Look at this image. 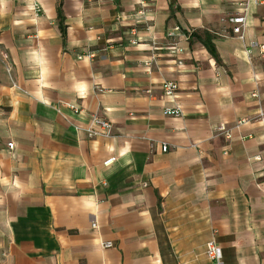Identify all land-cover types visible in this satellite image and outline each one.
<instances>
[{"label":"crops","instance_id":"0c3cea01","mask_svg":"<svg viewBox=\"0 0 264 264\" xmlns=\"http://www.w3.org/2000/svg\"><path fill=\"white\" fill-rule=\"evenodd\" d=\"M139 1L0 0V264H264V0Z\"/></svg>","mask_w":264,"mask_h":264},{"label":"built area","instance_id":"2783aa9c","mask_svg":"<svg viewBox=\"0 0 264 264\" xmlns=\"http://www.w3.org/2000/svg\"><path fill=\"white\" fill-rule=\"evenodd\" d=\"M149 0H140L139 1V6L140 11H138V14H143L144 9L148 6ZM35 10L37 12L40 11V8L38 4L35 6ZM248 7V1L247 4L245 5V9L243 12L238 14L237 16H233L232 18L229 19V23L232 25V33L236 35L238 38L243 39V33L244 29L246 28V10ZM179 30L176 29H170L166 32V36L169 39H174L175 35H177V32ZM131 34L135 35V29H131ZM191 39V33L189 32L188 34L183 35V40L184 41H189ZM131 44H136L135 40L130 41ZM257 48L260 51V54L264 56V45H259L257 43H252L250 47L247 49V53L249 54L252 49ZM170 54L172 55H177L180 53V49L177 47V44H172L171 48L169 49ZM96 57L95 52H88L83 55H79L77 57L78 60H82L84 58H87L89 60H92ZM179 65L182 63L179 62ZM146 66H149V63L146 64ZM178 89V86L175 82L169 81L165 82L162 85V93L165 98H173L176 94V91ZM252 97L257 98V94H253ZM69 109L73 110L76 112V108L73 106H69ZM164 114L167 116H174V117H181L182 116V111L179 108H173V109H166L164 111ZM264 115V112L259 113V117L261 118ZM245 120H241L238 124L244 123ZM215 131L221 135H224L225 138L229 139L231 138L230 132L224 127V126H218L215 128ZM87 138H96V137H101V138H111L113 137V126L112 124L102 118H99L97 116H93L90 119V124L88 128L85 130ZM9 148H13L12 144L8 145ZM167 147L163 146L162 147V152H166ZM111 161H115V158H112ZM92 229H96L97 225L96 222H92L91 224ZM102 247L105 249L112 248V244L109 242L103 243ZM206 257L209 261L210 264H223V258H222V250L217 241L215 240L214 237H212L206 244V251H205Z\"/></svg>","mask_w":264,"mask_h":264},{"label":"trees","instance_id":"16d2710c","mask_svg":"<svg viewBox=\"0 0 264 264\" xmlns=\"http://www.w3.org/2000/svg\"><path fill=\"white\" fill-rule=\"evenodd\" d=\"M207 47L210 49V51L213 52V49H212V47L210 45H207Z\"/></svg>","mask_w":264,"mask_h":264}]
</instances>
